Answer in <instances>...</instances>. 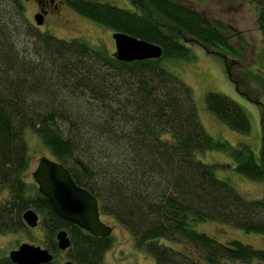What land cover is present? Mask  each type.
<instances>
[{"label":"trees","instance_id":"trees-1","mask_svg":"<svg viewBox=\"0 0 264 264\" xmlns=\"http://www.w3.org/2000/svg\"><path fill=\"white\" fill-rule=\"evenodd\" d=\"M0 9V236L27 229L23 214L36 210L45 245L58 253L57 234L71 239L76 264H103L111 237L96 238L57 216L39 191L30 193L25 175L33 131L75 183L99 201L133 237L135 247L156 264H264V250L239 240L222 243L195 225L214 222L264 236V198L248 199L219 179L218 168L196 152L230 156L235 170L264 181L261 161L246 145L210 135L199 121L192 89L163 66L188 60V43L222 57L231 80L240 50L220 20L173 0H131L126 10L97 0H74L73 11L114 33L161 46L159 60L120 62L81 39L64 40L33 27L17 0ZM256 24L264 43V3ZM223 53V54H221ZM207 109L231 130L249 134L251 122L234 100L206 95ZM67 125V131L62 128ZM167 241L171 246L166 245ZM0 264H13L8 258Z\"/></svg>","mask_w":264,"mask_h":264},{"label":"rangeland","instance_id":"rangeland-1","mask_svg":"<svg viewBox=\"0 0 264 264\" xmlns=\"http://www.w3.org/2000/svg\"><path fill=\"white\" fill-rule=\"evenodd\" d=\"M110 3L126 10H135L131 0H97ZM202 12L208 19L222 21L227 26V33L232 36V45L241 51L239 59L226 54L232 64L231 80L227 65L222 57L210 53L204 46L183 41L191 49L188 60H163V66L172 75L187 84L193 92L198 118L205 130L216 139L226 140L233 146H248L258 161H261L264 150V43L261 32L257 28L256 19L259 4L264 0H173ZM7 8V2L0 0V9ZM29 18L26 15V19ZM28 20V19H27ZM64 21L68 26H53L41 31L49 32L57 38L70 40L81 39L90 47L109 54L116 52L112 32L107 28L90 21L74 11L65 12ZM223 54V53H221ZM223 54V55H224ZM218 93L237 102L247 113L251 122L249 134H240L231 130L219 121L206 106V95ZM67 125H63L67 131ZM25 140L29 148L30 165L25 175L31 194L38 191L32 173L41 157L53 158L49 149L40 138L30 130L25 131ZM196 158L210 165H227L228 168H218L219 179L230 183L240 194L248 199L264 198V181H252L235 170L233 159L219 151L196 152ZM9 197L8 190L0 193V203ZM41 217V216H40ZM104 223L114 228L111 235L112 247L106 253L103 264H156L155 260L145 252L135 247L133 237L112 216L101 214ZM199 232L206 233L222 243L239 240L256 249L264 250V236L245 233L229 225L214 222L195 225ZM23 243L45 247V233L41 225L18 233L0 236V260L5 259L9 252L17 249ZM166 245L171 246L167 241ZM62 253L57 255L60 262ZM225 264H227L225 262Z\"/></svg>","mask_w":264,"mask_h":264},{"label":"water","instance_id":"water-1","mask_svg":"<svg viewBox=\"0 0 264 264\" xmlns=\"http://www.w3.org/2000/svg\"><path fill=\"white\" fill-rule=\"evenodd\" d=\"M36 21L38 25H42L43 17H37ZM112 39L116 47L113 57L120 62L159 60L164 54L161 46L125 33H114ZM32 177L39 193L48 200L57 216L78 226L93 237H111L114 228L102 221L98 199L78 186L62 163L46 156L41 157ZM23 220L33 229L39 226L41 218L36 210L29 209L23 214ZM57 242L61 251L71 247V239L66 230L58 232ZM53 258L48 249L29 243L21 244L17 250L9 254L13 264H49ZM64 264L74 263L69 260Z\"/></svg>","mask_w":264,"mask_h":264},{"label":"flooded vegetation","instance_id":"flooded-vegetation-1","mask_svg":"<svg viewBox=\"0 0 264 264\" xmlns=\"http://www.w3.org/2000/svg\"><path fill=\"white\" fill-rule=\"evenodd\" d=\"M17 1L20 2V6H21V9H22L23 14L25 15V17H26V15L29 16V18H27L28 22L33 27H35L37 29H41V28L48 29L49 27H53V26H57V27H59V26L60 27L61 26H66L67 27L68 26L69 22L68 21H64V15H65V12L73 11V9H71V7L69 6V3L74 1V0H17ZM39 16L43 17V24L42 25H38L37 24L36 19ZM113 42H114V40H113ZM39 226H40V224H39ZM57 244H58V242H57ZM42 248L43 249H48L46 247V245H45V247H42ZM17 249H15V250H17ZM69 249L66 250V251H61L58 248V250H59L58 253H54V252H52L51 250L48 249L49 252L54 257L53 261L51 263H49V264H64L65 262H67L69 260L72 261L69 258V256H68ZM10 252H9V254H10ZM59 253H62V257H61V261L60 262L56 261L57 255ZM9 254H8L7 257H5V259L6 258L9 259ZM3 259H1V260H3ZM74 264H76V263H74Z\"/></svg>","mask_w":264,"mask_h":264}]
</instances>
